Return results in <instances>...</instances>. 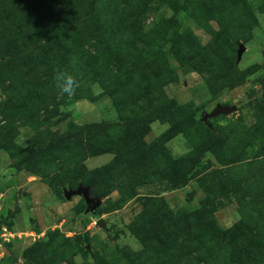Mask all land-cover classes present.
<instances>
[{"label":"rangeland","instance_id":"rangeland-1","mask_svg":"<svg viewBox=\"0 0 264 264\" xmlns=\"http://www.w3.org/2000/svg\"><path fill=\"white\" fill-rule=\"evenodd\" d=\"M10 9L31 13L34 26L0 36V264H202L192 236L229 264H264V0H0V18ZM186 30L199 57L181 62ZM65 61L80 84L71 97L54 81ZM133 63L142 70L129 88L105 93L104 74ZM24 80L43 85L29 113L10 102ZM218 104L236 109L204 122ZM137 131L141 143L129 138ZM111 134L112 152L87 156ZM127 146L129 162L141 159L158 180L126 200L91 192L92 210L79 195L60 199L87 183H76L70 155H85L89 171L115 151L124 161ZM168 210L177 224L161 241Z\"/></svg>","mask_w":264,"mask_h":264},{"label":"trees","instance_id":"trees-1","mask_svg":"<svg viewBox=\"0 0 264 264\" xmlns=\"http://www.w3.org/2000/svg\"><path fill=\"white\" fill-rule=\"evenodd\" d=\"M33 15L31 13H24L23 15H19L18 13H15L13 9H10L9 12L6 13L5 19L0 18V36L6 33L7 26L11 28H15L16 35H18L22 31L29 30L31 27L34 26L33 23ZM5 20V22H4ZM8 33V32H7ZM6 33V34H7ZM208 33H211V29L208 30ZM200 45V42H198L195 37L189 33L188 30H186V33L184 32V40L183 42L179 43L176 49L177 54L179 57H181V62L187 61V59L191 58V60L198 58L199 55L193 56L196 51V48ZM190 60V61H191ZM72 62H66L64 65L60 68V70H64L70 73L69 68L72 66ZM142 67L138 63L130 64L129 68H126L124 66V72L123 73H113L108 72L105 75L104 81L109 82L110 84H107V88L105 90V93L114 96L126 89L129 88V86L134 82V80L137 78V76L141 73ZM56 74V72H55ZM239 81L233 82L232 85H238ZM42 87L43 85L37 81L33 80H24V81H17L14 82V89H12L11 92V99L10 102L13 104L15 103L16 107L22 111L29 113L32 111V105L34 98L40 97L42 94ZM175 115V109L173 107L172 117ZM191 121L188 122V125H192L193 121L192 118H190ZM169 133V137H172L175 133V130L173 129ZM142 133L132 132L129 136V138H132V142L136 141L139 142L140 137ZM110 140H105L106 138L98 139L96 140V143L92 147H88V154L87 156H93L97 153H101L102 149H105L107 151V145H111L109 148V152H112V147L115 143L114 141V135L111 134L108 136ZM160 139L155 141V146L158 148L161 146L159 145ZM119 146V145H118ZM161 148V147H160ZM159 148V150H160ZM126 153L122 154L123 160L117 161L116 160V151L114 152L116 155L115 157L109 161L107 164L99 166L95 169L85 171L84 166L82 164L84 156H78V155H70L69 157L74 161L70 164V166L77 167L82 169V173L80 175H77L75 177V181L77 184H84L85 181L87 183L84 186H89L91 188V192L94 194H97L99 196H106L108 193H110L113 190H118L119 193L122 194V199H130L131 196L135 195V192H133V189H135L136 186L141 185L143 183H148L153 180H158L157 173L158 171L153 168H149L148 165L145 162H142L141 159H138L137 163H131L129 162L133 157L136 155L134 151L131 150L128 146L125 148ZM154 149L150 148L147 150L148 153H152ZM152 158H154L156 155L153 153L151 154ZM122 159V158H121ZM131 163V169L127 163ZM64 167L61 166L60 169ZM69 167V166H66ZM167 177H170L171 173H173L172 168L169 165H163L160 169ZM159 176V175H158ZM195 177V175H193ZM69 180V179H68ZM65 183H69V181ZM185 182V179H178V181H175L177 185H183ZM63 194L60 195V199H63ZM160 211L167 208L164 206V203L161 202ZM165 218L164 220L166 223H162L159 227L158 235L161 239V241H165L164 234L170 232L177 224L175 220V215L169 210L165 212ZM197 216V217H196ZM201 219L200 211H196L194 216L191 219ZM189 220V219H188ZM192 223L194 222H187V227L192 226ZM131 229L133 231H137L136 235L139 237H142V233L138 232L136 223L131 224ZM196 227H198L196 225ZM192 243L199 242L203 244V248L205 250H199L198 256L201 259L202 264H229L226 255L224 254H218L216 252H212L211 248L212 245L209 242V240L201 241L197 237L192 236ZM166 246H171L170 244ZM125 257L135 260L134 256H137V254H133V252L128 251L127 253L124 252ZM139 256V255H138ZM264 259V258H261ZM61 258H57L53 263L60 262ZM152 264V262H150Z\"/></svg>","mask_w":264,"mask_h":264},{"label":"water","instance_id":"water-1","mask_svg":"<svg viewBox=\"0 0 264 264\" xmlns=\"http://www.w3.org/2000/svg\"><path fill=\"white\" fill-rule=\"evenodd\" d=\"M244 46L240 45L239 50L237 51L238 58L240 57V54L244 51ZM236 109L235 105H216L209 113H206L202 120L204 122L207 121L209 117H214L219 114H229L233 112ZM74 195H79L85 202L86 206L89 209H93V207L98 203V200L91 196V188L89 186H83L79 185L75 189H69L64 191L63 196L66 199H70ZM98 226L105 227V222L102 218H99L96 222Z\"/></svg>","mask_w":264,"mask_h":264},{"label":"clouds","instance_id":"clouds-1","mask_svg":"<svg viewBox=\"0 0 264 264\" xmlns=\"http://www.w3.org/2000/svg\"><path fill=\"white\" fill-rule=\"evenodd\" d=\"M55 84L61 93L68 95L69 97L75 94L80 84L77 77L64 70H56L54 77Z\"/></svg>","mask_w":264,"mask_h":264}]
</instances>
